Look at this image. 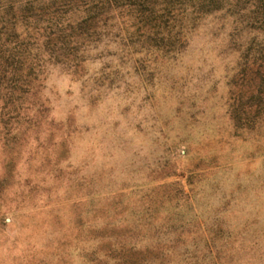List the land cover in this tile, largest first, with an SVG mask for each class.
Returning a JSON list of instances; mask_svg holds the SVG:
<instances>
[{
	"label": "rangeland",
	"instance_id": "rangeland-1",
	"mask_svg": "<svg viewBox=\"0 0 264 264\" xmlns=\"http://www.w3.org/2000/svg\"><path fill=\"white\" fill-rule=\"evenodd\" d=\"M251 39L219 13L174 58L103 43L76 73L49 67L0 148V264H264Z\"/></svg>",
	"mask_w": 264,
	"mask_h": 264
},
{
	"label": "trees",
	"instance_id": "trees-1",
	"mask_svg": "<svg viewBox=\"0 0 264 264\" xmlns=\"http://www.w3.org/2000/svg\"><path fill=\"white\" fill-rule=\"evenodd\" d=\"M219 13L251 43H264V0H0V148L14 147L20 125L33 121L35 90L49 67L76 73L103 43L100 56L117 45L120 60L153 52L174 58L201 22ZM256 54L264 62V47ZM126 253L109 257L126 260Z\"/></svg>",
	"mask_w": 264,
	"mask_h": 264
}]
</instances>
